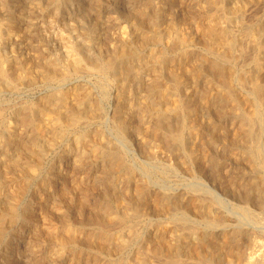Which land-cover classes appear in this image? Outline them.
<instances>
[{
  "label": "bare ground",
  "instance_id": "6f19581e",
  "mask_svg": "<svg viewBox=\"0 0 264 264\" xmlns=\"http://www.w3.org/2000/svg\"><path fill=\"white\" fill-rule=\"evenodd\" d=\"M68 1L53 0L49 13H60L61 6ZM172 1L182 3L184 0ZM196 1L201 5L199 16L193 13L190 19L204 23L206 51L214 59L202 60L194 57L192 51L185 50V57L176 63L177 58L172 55L176 45L165 44L160 29L163 13L159 8L150 7L152 0H145L143 8L138 7L136 12L131 11L128 15L137 35L136 43L139 44L124 45L104 55L90 54L77 45L78 57L74 72H95L104 78H113L114 82L119 81L118 99L121 106L129 109L128 125L142 134L143 142L152 143L155 149L153 157L157 159L161 153L177 168L181 167L193 175L201 173L211 177L220 189L235 199L234 205L259 226L249 228L241 223L232 224L227 210L231 211L224 208V202L214 193L208 195L197 187L185 190L181 186H174L164 188L162 192L153 190L148 179L138 176L124 152L110 147L103 153L102 173H118L127 180L122 191L114 192L113 203L116 207L106 203L99 208L92 206L91 210H87L90 204L86 189L80 187V193L74 195L66 186L64 194L69 195L70 200L69 205L62 208L67 217L63 230L50 231L62 241L65 248L73 249L74 264H121V257L113 258L110 252L123 253L136 243L143 236L142 222L146 218L152 221L153 217L154 231L149 237L148 248L151 258L137 246L132 264H264V18L258 15L259 10L264 11V0ZM12 2L22 10L37 0H0V7L6 8ZM146 45H152V49L141 58L140 47ZM145 73L152 77L148 79L147 85H138L145 92L142 93L131 81ZM69 74L57 63L43 66L39 61H33L28 70V81L35 83L38 77H42L60 82L66 80ZM0 77L7 79L11 85L16 86L18 83L17 79L11 77L8 67H0ZM202 77L205 78L206 89L191 91L185 98L182 89ZM69 96L70 102L66 107L55 112L53 119L56 124L65 125L68 129L81 121L103 118L104 108L100 101L91 100L90 105H85L87 98H90L88 89L77 87L70 92H63V99ZM167 111L179 113L178 120L170 119L166 115ZM156 112L159 115L152 120H140L141 115ZM201 117V121L195 125L194 121ZM18 118L20 123L28 122L25 114L18 113ZM225 118L231 121L230 128H226ZM188 128L191 129L189 145L185 137ZM221 139H225L234 148L229 158L224 148L223 153H213ZM11 144L17 150L12 165L21 168L23 172L27 170V174L36 173L42 167V156L32 160L24 155L31 152L32 142L14 135ZM81 168L86 169L84 165ZM157 168L163 175L169 173V168L163 162ZM27 174L23 175V182L18 186L15 198L32 181L33 176ZM132 183L133 186L130 185ZM51 197L46 194L44 199L49 201ZM71 207L79 219L70 217ZM18 216L15 202L0 206L1 232L5 231L6 220H15ZM99 257H104L102 262H99Z\"/></svg>",
  "mask_w": 264,
  "mask_h": 264
},
{
  "label": "rangeland",
  "instance_id": "374dc122",
  "mask_svg": "<svg viewBox=\"0 0 264 264\" xmlns=\"http://www.w3.org/2000/svg\"><path fill=\"white\" fill-rule=\"evenodd\" d=\"M52 1L37 0L36 3L30 2L27 8L23 7L22 10L16 5L14 6L13 2L6 8L0 7V67H8L11 77L18 81L17 85L14 86L7 79L0 77V206L4 207L8 205V202H15L19 210V218L6 220L5 231L2 233L0 230V264H74L73 249L71 247L65 248L62 241L52 235L50 231L53 229L63 230L67 217L64 216L62 208H66L70 200V196L64 194V187L66 186L74 195L80 193V187L86 189L90 204L87 210H91L92 206L99 208L106 203L115 206L113 203L114 192L122 191L127 180L118 173L109 175L102 173L103 153L110 147L124 152L125 158L134 166L138 176L148 179L153 190L162 192L165 190L164 188L181 186L185 190L197 187L208 195L214 193L225 203L223 205L226 210L228 208L234 212L231 213L227 210L231 215L232 224L241 223L245 227L257 228L259 225L255 224L254 219L247 216L241 209L239 210L234 205L235 199L220 189L211 177L201 173L193 175L181 167L177 168L166 156L160 155L161 153H158L157 159L153 157L155 149L152 143L143 142L142 134L128 125L129 109L121 106L118 99L119 81L114 82L113 78H104L95 72H74L78 57L77 45L90 54L104 55L119 50L124 45L135 46L139 44L136 43L137 35L132 28L128 15L131 11L136 12L138 7L143 8V5L146 4L145 0H70L61 6L60 13L57 14L48 11L53 7ZM150 7L159 8L163 13L160 29L164 36V43L169 46L170 44L176 45L172 54L177 58L176 63H178V59L185 57L183 55L185 50L192 51L194 57L202 60L205 58L214 59L206 51L204 23L190 19V15L193 13L199 16L201 5L196 0H184L182 3L172 0H152ZM147 13L152 15V13ZM263 13V10L258 11V15L264 18ZM148 18L149 16L146 17V19ZM183 19H185L184 22H181ZM148 30L150 31V29ZM140 49L141 58H144L150 53L152 45L142 46ZM187 60L190 59L187 58ZM33 61H39L43 66L57 63V66L70 74L66 80L60 82L45 80L42 77H38L35 83L29 82L28 70ZM151 77L150 74L145 73L135 79L133 78L131 83L136 87H139L138 85L144 86V84H148V79ZM205 84L204 77L198 79L196 83L191 82L188 86L186 85V90L182 89V95H185L186 98L191 91L199 92L204 88L206 89ZM77 87H83L90 91V98L85 101L86 106L90 105L91 100L102 103L104 108L102 117L104 119L95 118L87 122L81 121L82 123L79 122L77 126L66 129L65 125L56 124L53 117L57 110L61 107L62 109L65 108L70 102V96L66 100L63 99V92H70ZM139 90L145 93L140 87ZM137 98L139 99V97ZM18 113L25 114L28 117V122L20 123ZM156 115L159 114L156 112L152 115H141L140 120L149 121ZM166 115L175 121L180 116L179 113L173 111H167ZM201 119L202 117L198 121H194L195 125ZM99 121L101 122L99 123ZM229 121L224 119L226 128L231 126V121ZM14 135L32 142L33 151H29L31 154L29 152L24 153L29 159L33 158L32 160H34L37 159L36 157L42 156L44 163L36 172L37 176L34 172L27 174V170L23 172L21 168L12 165L17 156V150L11 144ZM185 137L186 144L189 145L191 142L190 128L186 129ZM223 148L227 151V158H229L234 148L230 147L225 139L218 142V147H214L213 153L214 151L219 154L223 153ZM162 162L167 169L169 168L167 175L161 174L157 168V165L162 164ZM155 163H157L156 166ZM83 165L86 169L81 168ZM25 174L30 175V177L33 176L34 179L31 177L32 181H29L15 198V192H17L18 186H21ZM77 183H80L79 187ZM130 185L133 186V183ZM46 194L52 195V200H45ZM228 199L232 201L229 200L228 202ZM241 214L242 216H240ZM70 217L79 219L72 207ZM146 219L148 220V218ZM147 220L142 222L143 236L136 243L123 253L114 252L113 254L110 252L113 258L121 257V264L133 263L137 254V246L143 249L148 258H151L148 249L150 248L149 237L154 231L155 218L153 217L152 221L148 220L149 222ZM26 255L28 256L26 257ZM103 259L104 257H99V262H102Z\"/></svg>",
  "mask_w": 264,
  "mask_h": 264
}]
</instances>
